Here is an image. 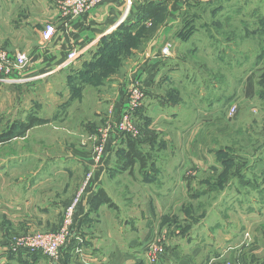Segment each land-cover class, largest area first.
<instances>
[{"label":"rangeland","instance_id":"rangeland-1","mask_svg":"<svg viewBox=\"0 0 264 264\" xmlns=\"http://www.w3.org/2000/svg\"><path fill=\"white\" fill-rule=\"evenodd\" d=\"M36 1L0 0V49L23 52L19 46L34 42L17 26L31 17V5H41ZM66 1L56 0L55 5H65ZM134 2L128 5L124 0L121 15L127 14ZM169 5L180 8L161 10L140 31L111 34L114 39L106 44L111 48L105 51L108 55L103 53L98 60V42L93 55L80 58L66 77L56 75L31 82L20 77L22 83L0 82V189L5 190L0 192L4 197L0 201V226H14L8 225L7 232L1 233V245L5 239V245L10 246L18 237L52 234L64 220L62 206L50 225L35 220L34 215L41 213L37 208L29 218L31 227L22 220L14 223L7 217L11 214L7 202L16 196L10 187L14 181L20 175L31 180L34 172L36 176L47 164L63 162L69 156L93 168L104 155L116 157L110 136L119 131L117 120L130 112L142 131L146 127L151 131L133 139L135 143H147L142 152L134 150L137 159L145 163L133 174L112 176L108 190L122 188V183L133 180L139 189V178L159 176L166 183L163 191L183 200L174 203L168 197L159 206L181 204L177 211L184 225L202 219L208 226L216 225L230 217L231 231L240 227L246 231L240 245L248 251L247 257L237 260L229 256L211 264H264V0H176ZM17 13L19 20H14ZM22 33L24 37L13 42V37ZM119 37L120 43H116ZM11 44H17L16 50ZM166 46L169 55L161 59L156 53ZM144 51L152 72L156 69L149 75L156 80L151 89L156 98L144 92L140 105L131 108L128 89L124 88L140 80L134 76V65ZM95 60L97 63L91 65ZM18 122L33 124L22 132ZM13 123L14 132L7 134ZM99 142L112 151L104 149L101 158L95 160L93 151ZM93 168L88 170L92 176ZM81 171L78 168L70 176H54L49 185L36 188L38 205L45 204L44 198L49 195H58L65 205L88 172L81 178ZM176 180L182 183L174 185ZM174 230L173 235L179 234ZM170 233L153 232L148 244L160 240L165 248L164 240Z\"/></svg>","mask_w":264,"mask_h":264},{"label":"crops","instance_id":"crops-1","mask_svg":"<svg viewBox=\"0 0 264 264\" xmlns=\"http://www.w3.org/2000/svg\"><path fill=\"white\" fill-rule=\"evenodd\" d=\"M134 1L132 9L125 17L123 14L121 15L124 0H106L77 16L63 15L61 5H55L56 0H37L36 2L41 5H31L30 8L33 9L31 10V17L28 18L29 20H20L21 23L17 26L18 29L24 32L27 31L31 40L33 39L36 44L32 42L31 45L23 48L18 47L17 44H11L13 50L18 47V49L23 50L28 58L25 69L16 75L25 77L26 81L30 82L56 75L65 74L66 77V73L71 66L80 58L93 55L91 53L95 51V47L97 48L98 42L111 34L117 28V24L128 21L127 24L130 30L137 32L147 27L148 20L155 19L157 13H161V10L166 9L168 6L180 8L178 5H169L176 0ZM149 2L151 3L148 4ZM144 5L145 8L142 10L141 8ZM34 14L36 16H33ZM13 16L16 18L14 20H19V13ZM173 17L174 15L171 19ZM6 19L9 20L10 18ZM46 25H52L54 32L48 40L42 41L41 32ZM18 35L13 37V42H17L16 40L24 37L23 33L20 34V37ZM71 50L79 53L78 58L65 69L55 71L57 64L64 61L67 53ZM13 52L9 50V53ZM156 55L161 59L165 58L161 53L159 54V51ZM148 57L147 52L144 51L140 62L136 67L134 65L136 69L134 76H139L138 78L141 81H132L124 89H129L132 84L139 83L142 92L149 94L150 98L154 99L156 98L155 92L153 93L151 89L154 87L156 80L149 77V75L154 73L156 69L154 68L152 72L151 63L147 60ZM142 80H144L143 84ZM22 82L20 81V83ZM33 84L36 85V83ZM124 106L125 103L123 108H125ZM141 110L144 114V107ZM147 128L146 130L143 128L144 135H147V132L151 133ZM114 133L117 134H111L110 147L117 149L116 157L111 158L110 155L109 157L104 155L100 164L95 168L90 167L87 163L85 164V161L76 162L77 158L69 156L65 159L66 161L47 164L43 168L45 171L36 176L34 172L31 180L30 176L22 178L23 176L20 175V178L14 181L13 186L10 187H13L12 190L14 194L16 193V196L11 197L9 203L7 202V207L11 209V214L7 217H12L14 223L22 220V224L27 223V226L31 227L29 218H32L31 213L37 208V211L41 213L34 215L35 220L40 219L43 224L50 225L62 206H65L69 201L65 200V205H61V199L58 195H49L44 198L45 204L38 205V200L34 194L35 189L49 185L54 176H70L78 168H81V172H84L81 177L83 178L85 173L93 168V176L87 193L75 210L72 236L68 244L62 249L61 255L50 260L39 251H10L5 245L6 239H3V245L0 244V264H148L145 251L148 242L151 241L152 233H166L167 231L171 233L168 234L166 242L164 240L166 252L158 261L159 264H211L220 258L224 260L227 257L231 258L229 256L238 257L237 260L247 257L248 251L240 245L246 231H243L241 227L234 232L231 231L232 219L230 217H224L216 225L214 223L208 226L205 219L190 222V225L186 222V225H184L185 221L180 219L179 211H177L181 204L172 208L167 205L163 208L159 206L161 200L168 197L170 202L183 201L168 194L166 190L163 191L166 183L159 176H155L154 179L144 178L142 180L139 178V183L142 186L139 189L136 188L133 180L132 183H129V181L122 183V188L114 187L112 190H108L107 182L112 181L113 183L112 176L124 173L133 174L134 170L137 172L138 169H142L145 163L144 159L141 161L139 160L141 158L137 159L138 157L134 156V150L139 149L142 152L144 144H147L146 142L135 143L127 135L119 132ZM151 135L145 137L149 138ZM106 147L105 151L108 150L107 152L110 153V147ZM157 154L160 156V153ZM27 169L28 166L24 167L22 173ZM161 169L165 168L162 167ZM1 175H4V173ZM81 178L79 181L82 180ZM173 182L174 185L182 183L181 180ZM152 183L155 185L153 188ZM25 190L27 193L23 194L22 191ZM99 190L106 193L112 205L104 203L96 210H90V197ZM0 192H5V190L0 189ZM162 192H164L163 197ZM3 198L0 197V201L3 202ZM8 225L13 226V224ZM8 225L0 226V235L2 232H7ZM213 226L216 227L214 231ZM21 227H24V225H21ZM173 228H176L174 231H184V235L180 232L173 235ZM237 247H239V250H237Z\"/></svg>","mask_w":264,"mask_h":264},{"label":"built area","instance_id":"built-area-1","mask_svg":"<svg viewBox=\"0 0 264 264\" xmlns=\"http://www.w3.org/2000/svg\"><path fill=\"white\" fill-rule=\"evenodd\" d=\"M131 0H126L130 3ZM104 0H68L61 5L63 15H72L77 16L85 13L90 8L96 6V4L102 3ZM127 6V5H126ZM126 15V13H125ZM124 15V16H125ZM123 22V21H122ZM54 32V27L52 25H46L41 32L42 41L48 40ZM161 54L164 56L169 55L168 46L164 47L161 50ZM79 53L75 50H71L67 53L64 61L57 64L55 71H60L65 69L69 64L74 62L78 58ZM28 58L23 52H14L9 53L6 50L0 49V82L7 83L11 82H20V74L23 69L27 66ZM16 76V77H14ZM19 76V77H18ZM128 103L131 108L137 107L140 105L141 97L143 92L139 84H132L128 91ZM124 118H119L117 120V129L118 132L123 135H128L131 139L137 137L139 134H142V129L134 122L131 117L130 112L123 114ZM109 130H106L108 132ZM105 145L103 142L97 143L93 153L95 154V160L101 158L102 153L104 152ZM92 177V172L88 171L78 186V190L74 197L64 206L63 215L64 220L63 224L57 232L52 234H30L26 237L15 238L12 245L6 246L10 251H39L43 253L47 258L53 257L56 259L59 257L61 248L70 241L72 236V226L74 220V213L78 205L80 204L83 196L87 193L89 188L90 179ZM165 252V248L160 242L153 241L147 245L146 248V261L149 264H157L162 255ZM226 264H240V263H226Z\"/></svg>","mask_w":264,"mask_h":264},{"label":"trees","instance_id":"trees-1","mask_svg":"<svg viewBox=\"0 0 264 264\" xmlns=\"http://www.w3.org/2000/svg\"><path fill=\"white\" fill-rule=\"evenodd\" d=\"M151 2H149L148 4H150ZM145 8V5L141 8L142 10ZM128 21H124L123 23H121L111 34H114V35H117L119 34L121 36V31L122 30H130V28L128 27V24H127ZM107 35L105 36L104 38H102L100 41H99V50H101L99 53H98V60L100 59V57L102 56V54H106L108 55L109 53L105 52L107 51L108 49H111V48H108L106 46V44L108 43L109 40H113L114 38L110 37V35ZM113 35V36H114ZM107 37V38H106ZM116 43H120V37L119 39L117 40ZM104 50V51H102ZM98 60H95L93 62V64L91 65H94L95 63H97ZM101 64V73H103L102 71V63ZM34 120L36 119H31V121L35 122ZM33 122H27V123H22V122H18L17 123V126H18V130L19 131H22L24 132L25 130L29 129L30 126H32ZM15 123L12 124L11 128L8 130L7 134H12V132H14V129H13V125ZM21 128V129H20ZM5 134V135H7ZM135 157H138V153L137 154H134ZM104 203H107L109 204L110 206L112 205L110 199L107 197V195L105 194L104 191L102 190H99L91 199L90 201V210H96L101 204H104Z\"/></svg>","mask_w":264,"mask_h":264}]
</instances>
